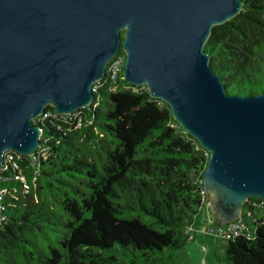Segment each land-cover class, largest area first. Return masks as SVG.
Returning a JSON list of instances; mask_svg holds the SVG:
<instances>
[{
	"label": "trees",
	"instance_id": "trees-1",
	"mask_svg": "<svg viewBox=\"0 0 264 264\" xmlns=\"http://www.w3.org/2000/svg\"><path fill=\"white\" fill-rule=\"evenodd\" d=\"M204 50L228 94L264 93V0H242ZM123 70L113 84L106 74L94 83L93 101L75 115L47 106L34 156L11 151L29 190L0 184V264H177L207 201L209 153ZM240 217L245 228L226 241L223 259L264 264V202L247 198Z\"/></svg>",
	"mask_w": 264,
	"mask_h": 264
},
{
	"label": "water",
	"instance_id": "water-1",
	"mask_svg": "<svg viewBox=\"0 0 264 264\" xmlns=\"http://www.w3.org/2000/svg\"><path fill=\"white\" fill-rule=\"evenodd\" d=\"M242 0H0V167L32 156L33 123L89 105L92 85L122 50L124 80L166 103L208 153L202 189L219 224L247 198L264 202V93L228 94L204 46Z\"/></svg>",
	"mask_w": 264,
	"mask_h": 264
},
{
	"label": "built area",
	"instance_id": "built-area-1",
	"mask_svg": "<svg viewBox=\"0 0 264 264\" xmlns=\"http://www.w3.org/2000/svg\"><path fill=\"white\" fill-rule=\"evenodd\" d=\"M124 63H125V54L122 50L108 63L107 68L105 70V74L107 75V78L111 84H113L116 81V78ZM94 90H95V86L92 87V91ZM53 113L54 115L65 116V117L70 115H75L74 114L75 112L65 115H60L55 111H53ZM51 115L52 112L49 109H46L43 111V113L38 115L32 121L35 125L39 127L38 123H41ZM39 131L41 136L40 127H39ZM38 147H40V145ZM10 179L20 181L22 192L23 193L28 192L29 184L27 183L26 178L20 172L19 164L16 162L13 152L6 151L3 154V165L0 167V184ZM6 197H7V190L4 188H0V226L4 225L7 222L6 203H5ZM208 205L209 202L207 200L203 208H206V206ZM244 228H245V224L242 218L239 217L236 220L232 222H228L224 225H221L219 223L215 224L212 223V220L211 221L207 220L206 222L201 223L200 227H195V225L188 226L185 232L189 235L190 239H193L194 234H202V235H211L217 238H221L225 241H228L229 239L239 235L244 230ZM203 249H205L204 246Z\"/></svg>",
	"mask_w": 264,
	"mask_h": 264
},
{
	"label": "rangeland",
	"instance_id": "rangeland-1",
	"mask_svg": "<svg viewBox=\"0 0 264 264\" xmlns=\"http://www.w3.org/2000/svg\"><path fill=\"white\" fill-rule=\"evenodd\" d=\"M207 217V211L203 209L201 221L206 222ZM201 236L198 240L190 239L182 249L177 250L174 254V261L177 264H228L223 259L226 241L211 235H206L205 239L202 240Z\"/></svg>",
	"mask_w": 264,
	"mask_h": 264
},
{
	"label": "crops",
	"instance_id": "crops-1",
	"mask_svg": "<svg viewBox=\"0 0 264 264\" xmlns=\"http://www.w3.org/2000/svg\"><path fill=\"white\" fill-rule=\"evenodd\" d=\"M209 202V201H208ZM203 209H206V211H207V220H212V223H218V221L216 220V218H215V216H214V214H213V212L211 211V203L209 202V205L208 206H206V208H202V210ZM202 210L200 211V213L198 214V216H197V220H196V224H195V227H198V225H200L201 223H203V221H201V212H202ZM215 221V222H214ZM202 234H194V237H193V239L192 240H194V239H196V240H198L199 239V236H201ZM202 238V240H204L205 239V237H206V235H202L201 236ZM226 246V245H225Z\"/></svg>",
	"mask_w": 264,
	"mask_h": 264
}]
</instances>
